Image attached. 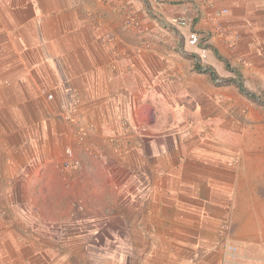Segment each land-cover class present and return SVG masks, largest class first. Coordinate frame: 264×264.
Returning <instances> with one entry per match:
<instances>
[{
	"label": "crops",
	"instance_id": "1",
	"mask_svg": "<svg viewBox=\"0 0 264 264\" xmlns=\"http://www.w3.org/2000/svg\"><path fill=\"white\" fill-rule=\"evenodd\" d=\"M121 1L0 0V264H223L229 204L251 183L236 129L264 124L237 83L264 96V0H126L140 29ZM180 14L201 46L167 25ZM72 93L89 133L64 117ZM68 147L105 178L112 200L92 206L108 211L37 229L25 181Z\"/></svg>",
	"mask_w": 264,
	"mask_h": 264
},
{
	"label": "rangeland",
	"instance_id": "2",
	"mask_svg": "<svg viewBox=\"0 0 264 264\" xmlns=\"http://www.w3.org/2000/svg\"><path fill=\"white\" fill-rule=\"evenodd\" d=\"M251 93L256 98L259 96L258 99L261 101L264 100L262 94L253 91ZM252 99L255 104L264 105V102L255 100L253 97ZM255 115L256 113L250 114L247 120L254 122ZM236 130L237 137L244 141L245 150L252 154V157L246 159V162L250 163L251 183L243 187L241 201L236 200L229 204L231 223L228 225L229 231L226 240L223 241V248H235L237 258L232 261L225 260L224 257L222 262L223 264H264V124L261 126L247 125ZM255 156H260V158L256 159ZM253 158L256 159L253 161L254 165H252ZM88 163L98 165L92 160ZM81 171L80 168L78 172L73 173V176L66 175L61 172L58 165L52 164L41 168L34 177V182L29 179L25 181L38 185L37 193H35L37 202L32 199L35 204L30 213L31 218L32 215L36 216L35 228L44 229L46 227L51 228V231L61 232L66 230L64 224L67 223L63 221H67V218H72V221L76 223L81 217L108 211L105 208L92 206L95 194L100 195L101 199L105 195L107 198L111 197L112 200V193L105 178L93 174L86 176ZM70 178H75V180L72 181ZM73 184L74 186H71ZM40 187L42 190H39ZM29 194L34 196V192ZM80 205L82 208H79ZM24 211L29 212V209L26 208ZM237 218L238 222L233 220ZM109 223L112 224V221ZM240 230L241 232L238 233Z\"/></svg>",
	"mask_w": 264,
	"mask_h": 264
},
{
	"label": "built area",
	"instance_id": "3",
	"mask_svg": "<svg viewBox=\"0 0 264 264\" xmlns=\"http://www.w3.org/2000/svg\"><path fill=\"white\" fill-rule=\"evenodd\" d=\"M101 1L114 2V0H101ZM119 5H120L119 9L123 14V21L125 25L132 29H140L142 27V21L133 12L131 4L126 0H122L119 3ZM223 12H225V9L223 10ZM194 21L195 19L193 16L187 14H180L167 20L166 23L168 26L171 27L172 26L178 28L189 27L190 32L187 37V42L192 46H201L202 37L200 32L193 28ZM100 41L102 42V44L108 45L111 41L113 42V39L111 36H102ZM200 50L201 52L198 53V56L196 58L198 64H202V59L206 57L208 48L203 45ZM49 96L52 97V95ZM80 109H81V97L79 96L78 93H72L70 109L64 114V117L68 120H72L73 122H76V124L79 127L80 133L82 132L89 133L93 129V127L86 123L85 118L83 117ZM75 150L76 149L74 147H68L66 149L63 158L57 164L61 172L65 173L66 175L73 176V173L78 172L82 167V160L77 156ZM79 208H82V206L80 205ZM235 251L236 250L233 247L226 248L225 260L235 261L237 258Z\"/></svg>",
	"mask_w": 264,
	"mask_h": 264
},
{
	"label": "trees",
	"instance_id": "4",
	"mask_svg": "<svg viewBox=\"0 0 264 264\" xmlns=\"http://www.w3.org/2000/svg\"><path fill=\"white\" fill-rule=\"evenodd\" d=\"M237 83H238V85L240 86V89L242 90V92L247 93L248 95H250L251 97H253L255 100L257 99V100L261 101L260 99L256 98V96H255L254 94L250 93V92H249V91L243 86L241 80H238ZM261 102H264V100L261 101Z\"/></svg>",
	"mask_w": 264,
	"mask_h": 264
}]
</instances>
